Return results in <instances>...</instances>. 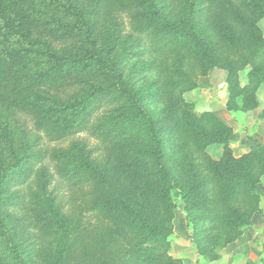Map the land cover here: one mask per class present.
<instances>
[{"label":"rangeland","instance_id":"374dc122","mask_svg":"<svg viewBox=\"0 0 264 264\" xmlns=\"http://www.w3.org/2000/svg\"><path fill=\"white\" fill-rule=\"evenodd\" d=\"M2 1L40 29L53 32L52 38L37 33L33 45L18 47L28 52L29 78L63 67L68 58L94 53L114 63L121 79L114 83L111 70L110 80L103 83L101 76L96 77L97 69L88 70L83 79L87 86L80 94L83 125L72 127L73 133L62 141L38 132L31 118L0 93V264H83L86 221L96 224L97 207L90 211L103 203L92 185L76 186L67 180L70 162L83 166V171L94 168L104 173L141 215L165 220L163 194L158 179L151 178L156 164L142 137L144 124L123 128L126 118L143 110L152 116L163 140L162 165L188 192L187 201L179 190L170 192L174 210L166 220L171 230L169 255L179 264H264V84L248 86L242 72L240 88H227L220 60L234 53L216 0L156 4L169 22L184 24L192 16L212 50L214 66L192 77L196 85L180 84L184 72L190 75L195 67L192 52L180 46L162 54L149 52L150 41L142 30L149 19L148 0ZM262 1L220 0L224 8L242 5L239 16L253 10L254 2L264 9ZM256 18L264 37V15ZM238 26L237 43L247 48L252 39ZM177 56L185 60L183 66ZM111 85L109 90L106 86ZM41 94L44 106L57 110L56 117L72 103L55 92ZM118 94L123 98L115 97ZM60 104L65 105L59 108ZM185 104L194 105L193 114L202 116L199 127L204 132L214 138L229 136L228 149L213 144L200 156L198 139L186 129L192 116ZM230 180L235 184L231 186ZM252 183L257 186L256 201L249 195ZM220 197L224 205L216 203ZM48 206L53 209L44 218L42 208ZM219 210L224 211L222 222L216 219ZM240 230L242 236L226 245Z\"/></svg>","mask_w":264,"mask_h":264},{"label":"trees","instance_id":"16d2710c","mask_svg":"<svg viewBox=\"0 0 264 264\" xmlns=\"http://www.w3.org/2000/svg\"><path fill=\"white\" fill-rule=\"evenodd\" d=\"M156 4L157 0H148L149 19L142 27L143 32L150 41L149 52L162 54L179 46L185 51L192 52L196 61L195 67H191L190 75L184 72L180 84L196 85V82L191 80L192 77H197L202 73L201 71H208L214 66L212 50L198 33L192 16L189 15L187 22L184 24L169 22ZM263 4L264 1L261 5ZM214 6L218 7L224 18L228 44L234 53V56L231 52L225 54L220 60L225 65L227 72V88H240V73L242 72L246 73L248 86L264 84V37L255 22L256 17L264 15V9L254 2L253 6L255 7L252 8L253 10L239 16L236 13L243 10L242 5L224 8L220 0H216ZM12 8V5L5 4L0 0V93L3 98L13 101L16 107L31 118L38 132L48 134L54 141L65 140L73 133L72 127L83 125V99L80 94L83 88L87 86L83 79L88 78V70L95 72L97 69L98 75L96 77L101 76L104 79L103 83L110 80L107 79L110 75L108 71L112 70L114 71V77L116 78L114 83L116 84L121 79L119 72L114 63L97 54L89 53L77 58H68L64 61L63 67H58L42 76H37V78H29L31 69L28 67L29 62L27 63L25 56L28 52L26 50L22 51L23 49L19 51L18 47L28 43L33 45L32 39L38 35L37 33L52 38L53 32H50L46 27L40 29L36 22L26 19L24 13L20 14L17 9ZM235 25H239V29L249 33L252 42L247 48L237 43L236 37L240 36V33H238V28ZM13 39H16L14 40V44H17L15 48H12L14 44L11 41ZM177 58L181 59L182 66L186 63L181 57L177 56ZM85 69L87 71L83 74ZM106 87H109L110 90L113 85ZM43 92H55L57 94L55 96H62L63 101H72V103L64 106L61 109L62 115L56 117L55 112L57 110L44 106L46 100L42 97L41 93ZM112 95H114V92H111L110 96ZM123 96V94L115 95L119 99ZM63 105L65 104H60L59 108ZM193 107L192 104H185L184 106L185 110L191 111L192 116L191 119L189 117L186 129L190 133L193 132L198 139L199 148L197 151L200 156L205 155L207 148L213 144H219L228 149L229 136L214 138L204 132L199 127L202 116L193 114ZM228 108L230 109V107ZM206 116H208V113H206ZM124 121L126 122H124L123 128L129 124H144V127L141 128L142 137L148 142L150 154L156 164V168L152 170L153 177L151 178L158 179L164 198L162 209L166 210L163 218L165 220L157 221L156 216H153L154 214L149 217L141 215V209L125 202L104 173L94 168L83 171V166L70 162L72 168H70L71 174H68L67 180L73 181V185L76 186L92 185L98 192V198L103 203V205L96 203L90 211L94 213V207H97L96 224L93 226L90 220L86 221L83 264H163L164 262L179 264L177 260L169 255L168 239L171 230L166 220L172 218L174 210V204L169 199L170 192L179 190L186 201L188 192L179 183L175 175L166 166L162 165L165 157L164 143L155 130V121L152 116L143 110L139 116L126 118ZM110 128L114 129L115 126L111 125ZM79 130L81 131V129ZM179 138L185 146L188 145L189 142L183 134L180 133ZM261 150L264 153V148H261ZM62 159L64 160V158ZM234 184L235 181L230 180V185ZM220 186L222 188L223 185L220 184ZM223 188L226 187L223 186ZM250 190L249 195H254L256 201L257 186L252 183ZM216 203L224 205L226 202L224 198L220 197L219 200H216ZM52 209L51 206L42 208L43 217L48 218ZM254 209L252 207L250 212H253ZM222 213L224 211L219 210V215L216 218L218 222L225 220ZM56 217L59 220L61 219L58 215ZM115 236L120 237L118 242L117 240L114 242L115 247H113ZM241 236L242 232L240 230L232 239L227 241L226 245L233 243ZM197 253L200 255L198 248Z\"/></svg>","mask_w":264,"mask_h":264}]
</instances>
